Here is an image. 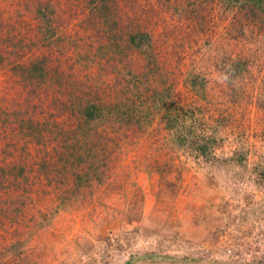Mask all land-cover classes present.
I'll return each mask as SVG.
<instances>
[{
  "label": "rangeland",
  "instance_id": "obj_1",
  "mask_svg": "<svg viewBox=\"0 0 264 264\" xmlns=\"http://www.w3.org/2000/svg\"><path fill=\"white\" fill-rule=\"evenodd\" d=\"M164 14L153 67L0 62V264H264V36Z\"/></svg>",
  "mask_w": 264,
  "mask_h": 264
},
{
  "label": "trees",
  "instance_id": "obj_2",
  "mask_svg": "<svg viewBox=\"0 0 264 264\" xmlns=\"http://www.w3.org/2000/svg\"><path fill=\"white\" fill-rule=\"evenodd\" d=\"M0 26L9 24L10 20L25 21L31 19L32 32L37 38L30 43L26 34H5L0 38V62H14L8 68H14L15 55L18 66L30 48H41V54L28 57L27 77L35 75L46 79L47 66L54 69L65 66L64 61L73 58V53H82L83 58H99L102 52L106 57L125 60L129 55H139L143 64L153 67L156 52L153 32L140 17H184L194 19L198 30L211 28L223 22V36L227 38H255L264 36V0H1ZM63 3V4H61ZM147 21L146 19H143ZM235 30L236 32H232ZM155 33V34H154ZM165 39L164 33H159ZM12 38V39H11ZM164 42V41H162ZM26 49V51H25ZM80 49V50H79ZM2 51L5 52L2 56ZM46 52V53H45ZM59 52L56 57L52 53ZM73 52L72 55L68 53ZM51 53V54H47ZM66 56H61L62 54ZM155 55V54H154ZM59 56V58H58ZM61 57L65 59L60 62ZM58 58V59H57ZM20 59V60H19ZM122 64L123 62H118ZM22 65V66H21ZM83 113L95 117L92 112L97 109L95 102H86ZM92 107V108H90ZM123 120L122 117L119 118ZM203 146L197 147L198 151ZM200 152V151H199ZM19 174V173H18Z\"/></svg>",
  "mask_w": 264,
  "mask_h": 264
}]
</instances>
